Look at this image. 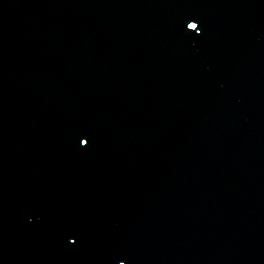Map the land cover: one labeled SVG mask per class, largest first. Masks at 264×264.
<instances>
[{
  "label": "water",
  "instance_id": "obj_1",
  "mask_svg": "<svg viewBox=\"0 0 264 264\" xmlns=\"http://www.w3.org/2000/svg\"><path fill=\"white\" fill-rule=\"evenodd\" d=\"M155 264H264V0H186Z\"/></svg>",
  "mask_w": 264,
  "mask_h": 264
},
{
  "label": "snow or ice",
  "instance_id": "obj_2",
  "mask_svg": "<svg viewBox=\"0 0 264 264\" xmlns=\"http://www.w3.org/2000/svg\"><path fill=\"white\" fill-rule=\"evenodd\" d=\"M192 27H195V25H192Z\"/></svg>",
  "mask_w": 264,
  "mask_h": 264
}]
</instances>
